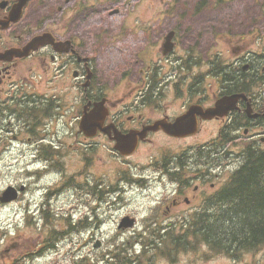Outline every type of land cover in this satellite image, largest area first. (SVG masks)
I'll use <instances>...</instances> for the list:
<instances>
[{
	"label": "flooded vegetation",
	"instance_id": "af4514ba",
	"mask_svg": "<svg viewBox=\"0 0 264 264\" xmlns=\"http://www.w3.org/2000/svg\"><path fill=\"white\" fill-rule=\"evenodd\" d=\"M127 15L124 0H0V161L47 159L65 115L75 123L78 167L33 184L31 219L61 211L49 199L66 188L62 237L99 240L114 219L124 240L74 264H264V50L252 41L245 55L240 33L178 23L175 9ZM96 107L87 138L80 123ZM81 136L89 150L123 140L124 155L110 153L122 168L81 161Z\"/></svg>",
	"mask_w": 264,
	"mask_h": 264
},
{
	"label": "rangeland",
	"instance_id": "374dc122",
	"mask_svg": "<svg viewBox=\"0 0 264 264\" xmlns=\"http://www.w3.org/2000/svg\"><path fill=\"white\" fill-rule=\"evenodd\" d=\"M171 6L181 14L178 19L185 24L224 26L230 28L235 34L244 35L241 44L246 46L245 55L250 49L254 50L251 47L252 41H257L258 51L264 49V0H124V13L131 14V16H126V19H129L130 24H133L134 17L145 14L146 10L159 7L170 8ZM120 7L123 8V5ZM193 9H201L200 12H197L198 16L192 13ZM70 95L71 92L66 91V100L70 98ZM66 135H68L67 128H65ZM66 140L70 143L72 141L68 138ZM101 156L102 153L98 152V158ZM23 162L21 158H6L0 161V192L7 184L29 182ZM62 162L64 164L62 171L66 175H70L77 167L76 160L71 157L63 158ZM94 162L93 167L99 170L108 167L109 170H114L115 168L113 169L110 165H117L113 158L106 156L103 160ZM25 197H28V194ZM21 203L22 201L15 206L0 205V221L3 223L0 229V264H71L77 253L80 256L94 254L95 249L92 247L94 241L93 239L89 240L88 236L86 238L75 237L74 240L56 241L53 248H46L47 244L51 242L45 241L38 235L42 226L38 224L31 226L24 223L22 218L24 203ZM15 211L18 212L16 217L13 214ZM14 218H18V224L14 223ZM10 222V226H7V229L4 228L5 224ZM58 222L63 223L64 219L57 218V222H53V225H57ZM115 231L116 224L112 219L101 232H95L96 238L101 239V246L97 252L113 250L116 244L123 243L122 236H115Z\"/></svg>",
	"mask_w": 264,
	"mask_h": 264
},
{
	"label": "trees",
	"instance_id": "16d2710c",
	"mask_svg": "<svg viewBox=\"0 0 264 264\" xmlns=\"http://www.w3.org/2000/svg\"><path fill=\"white\" fill-rule=\"evenodd\" d=\"M247 167H248V166H247ZM246 215H247V216H251V210H247V211H246ZM243 226H246V227L244 228V230H242V232L248 234V233L250 232L249 228L251 227V225H243ZM248 227H249V228H248ZM50 244H51V243H49V245H50Z\"/></svg>",
	"mask_w": 264,
	"mask_h": 264
},
{
	"label": "water",
	"instance_id": "95a60500",
	"mask_svg": "<svg viewBox=\"0 0 264 264\" xmlns=\"http://www.w3.org/2000/svg\"><path fill=\"white\" fill-rule=\"evenodd\" d=\"M95 119H98V115L95 116Z\"/></svg>",
	"mask_w": 264,
	"mask_h": 264
},
{
	"label": "bare ground",
	"instance_id": "6f19581e",
	"mask_svg": "<svg viewBox=\"0 0 264 264\" xmlns=\"http://www.w3.org/2000/svg\"><path fill=\"white\" fill-rule=\"evenodd\" d=\"M257 88V87H256ZM252 91V90H251ZM264 141V140H263Z\"/></svg>",
	"mask_w": 264,
	"mask_h": 264
}]
</instances>
